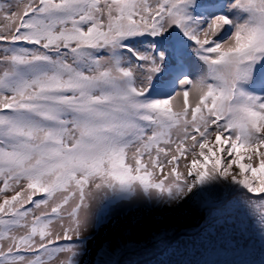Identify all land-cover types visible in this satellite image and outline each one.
I'll return each instance as SVG.
<instances>
[{
	"label": "snow or ice",
	"instance_id": "snow-or-ice-1",
	"mask_svg": "<svg viewBox=\"0 0 264 264\" xmlns=\"http://www.w3.org/2000/svg\"><path fill=\"white\" fill-rule=\"evenodd\" d=\"M192 204L264 230V0H0V264Z\"/></svg>",
	"mask_w": 264,
	"mask_h": 264
},
{
	"label": "trees",
	"instance_id": "trees-1",
	"mask_svg": "<svg viewBox=\"0 0 264 264\" xmlns=\"http://www.w3.org/2000/svg\"><path fill=\"white\" fill-rule=\"evenodd\" d=\"M204 212L198 223L123 254L119 264H260L264 230L226 204Z\"/></svg>",
	"mask_w": 264,
	"mask_h": 264
},
{
	"label": "bare ground",
	"instance_id": "bare-ground-1",
	"mask_svg": "<svg viewBox=\"0 0 264 264\" xmlns=\"http://www.w3.org/2000/svg\"><path fill=\"white\" fill-rule=\"evenodd\" d=\"M204 206L192 204L186 206L185 209L189 212H195V215H200V218H204L205 212L202 210ZM184 211L181 210L177 212L176 215L182 216L185 214L186 220H191L192 217L188 216L189 213H184ZM164 216V219L158 216H151L134 230L125 229L123 231L111 232L106 235L96 246L93 252V260L99 263L106 262L117 264V258L123 251L135 248L147 240H150V242L156 241L160 235H168L171 233L169 229L174 224V215H172L170 211H165ZM115 245H119V247H115ZM114 247L115 250L113 251ZM105 251L109 254L105 255Z\"/></svg>",
	"mask_w": 264,
	"mask_h": 264
},
{
	"label": "rangeland",
	"instance_id": "rangeland-1",
	"mask_svg": "<svg viewBox=\"0 0 264 264\" xmlns=\"http://www.w3.org/2000/svg\"><path fill=\"white\" fill-rule=\"evenodd\" d=\"M206 206V205H205ZM204 206V207H205ZM204 207L202 209H204ZM185 210V211H184ZM184 213H189L188 216L192 217L191 220H186L185 218V214L182 215V216H177L176 213L177 212H171L174 218V224L171 226V228L169 229V232H173L174 230L180 228V227H185V226H188V225H192L193 223H196L198 221H201L203 218H200V215H195V212H192V211H188L186 210L185 208L183 209ZM164 212L163 210H148L144 213H141L140 215V219L142 222L146 221L149 217H160L161 219H164L165 216H164ZM179 212V211H178ZM141 222V223H142ZM140 223V224H141ZM139 224V225H140ZM137 226L135 224V221L132 220L131 223L129 222V219L127 218V216H121L118 220H116L113 224H106L99 232L98 234L96 235L95 239L91 242L90 244V252H89V256L86 257V259L89 261V264H114V263H106V262H95L93 260V252L96 248V246L98 245V243L101 241V239H103L106 235L110 234L111 232H115V231H123L125 229H129V230H134L136 229ZM162 234V233H160ZM150 242V240H147L146 242H143V243H148ZM142 243V244H143ZM141 245V244H140ZM142 247V246H140ZM138 247V248H140ZM136 248V249H138ZM134 248H130L128 249L127 252H131V251H134L136 250ZM126 252V253H127Z\"/></svg>",
	"mask_w": 264,
	"mask_h": 264
},
{
	"label": "water",
	"instance_id": "water-1",
	"mask_svg": "<svg viewBox=\"0 0 264 264\" xmlns=\"http://www.w3.org/2000/svg\"><path fill=\"white\" fill-rule=\"evenodd\" d=\"M143 245H146V243H143V244H141V245H138V246H136L134 249H136V248H138V247H140V246H143ZM128 250H125V251H123L121 254H120V256L117 258V264H118V262H119V259H120V257H121V255L122 254H124V253H126Z\"/></svg>",
	"mask_w": 264,
	"mask_h": 264
}]
</instances>
